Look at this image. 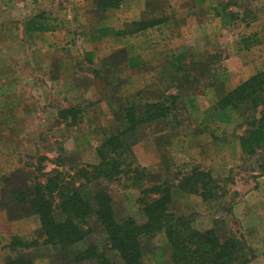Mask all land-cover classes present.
I'll use <instances>...</instances> for the list:
<instances>
[{"label": "rangeland", "instance_id": "obj_1", "mask_svg": "<svg viewBox=\"0 0 264 264\" xmlns=\"http://www.w3.org/2000/svg\"><path fill=\"white\" fill-rule=\"evenodd\" d=\"M85 1L0 0V264L17 255L34 264H82L45 243L38 217L17 202L20 194L14 190L22 188L30 198L35 184L57 172L70 180L77 169L98 164L101 144L127 127L125 110L132 107L145 119L152 103H164L168 113L122 136L127 152L120 180L101 178L87 189L107 192L118 218L142 223L145 190L172 185L193 168L209 172L217 186L213 198L204 202L199 194L175 189L174 212L221 239L234 233L248 246V264H264V147L256 155L236 154L231 144L245 130L242 119L238 113L230 120L215 117L226 94L207 91L226 78L225 63L237 70L242 64L244 77L264 74V20L255 22L259 3L144 0L146 10L137 12L138 0H104L129 3L133 15L125 23L112 15L106 19L103 1L95 3L99 10L93 16L95 6ZM186 5L189 16L203 11L212 20L210 39L204 41L201 32L178 42L138 34L162 17L173 18L172 7ZM91 21H97L101 36L92 37ZM49 24L71 28V43L63 47V33L57 31L49 48ZM63 54L75 58L63 63ZM90 230L86 243L106 249L94 220ZM17 238L28 247L11 248ZM142 245L144 264H173L162 233Z\"/></svg>", "mask_w": 264, "mask_h": 264}, {"label": "trees", "instance_id": "obj_2", "mask_svg": "<svg viewBox=\"0 0 264 264\" xmlns=\"http://www.w3.org/2000/svg\"><path fill=\"white\" fill-rule=\"evenodd\" d=\"M102 1L106 3L103 9L118 6L104 0H97V4L101 5ZM147 106L145 119L136 116L135 109L128 107L123 117L127 127L101 144L98 149L100 162L74 171V179L83 178V183L77 184L72 177L67 180L65 173L62 180L57 172L45 184H35L30 198L24 189H15L20 194L19 201L14 195L17 202L26 204L38 217L45 243L70 253L77 263L144 264L143 239L162 233L173 264H248L252 258L243 239L234 233L221 239L213 229H196L190 217L177 215L172 208L175 189L184 194H199L204 202L212 199L217 186L209 172L193 168L172 185L158 183L145 190L147 197L140 200L144 217L142 223L130 216L118 218L107 192L87 189L88 185L101 178L119 181L123 164L121 157L127 152L122 136L135 130L140 123L164 118L168 113L164 103ZM148 110H151V114ZM234 113H238L242 119L240 126H245L243 134L238 137L242 153L256 155L257 150L264 147V74H254L223 96L216 104L213 115L230 120ZM134 172L138 173V170ZM92 220L104 232L107 242L104 250L86 243L92 233ZM20 244L17 238L10 246L28 247ZM262 255L264 259V251ZM6 264L34 263L23 255H17L9 258Z\"/></svg>", "mask_w": 264, "mask_h": 264}, {"label": "crops", "instance_id": "obj_3", "mask_svg": "<svg viewBox=\"0 0 264 264\" xmlns=\"http://www.w3.org/2000/svg\"><path fill=\"white\" fill-rule=\"evenodd\" d=\"M82 2H84V0H82ZM138 2L141 3V5L139 6L140 10H138L137 12L146 10L147 6L145 5L146 8L144 6V4H146L145 1L144 0H138ZM255 2L259 3L258 8H257L259 15L258 16L256 15V18H255L256 21L255 22H257V21L260 22L261 20H264V0H255ZM88 3L91 4V8H92V6H95V8L94 9L92 8L91 11H92L93 16L97 17L96 12H97L98 8L95 4V3H97V1L86 0L84 5H87ZM127 5H129V3L119 5L116 8H110L109 7V8H106L104 10H101V11H103L105 13L106 19H109L110 17L113 16L117 19L125 20V23H130L132 15H133V10L131 8L128 9ZM171 9H173L174 13H176L175 15H173V18L171 17L170 19H168L167 17H162V18L160 17L161 19L159 20V22L155 23L151 28L149 27L148 29L141 30L140 33H138V34L145 35V37H148V40L157 39V41H158V40H161L162 38L163 39L169 38V39H172L170 41L178 42V41H183L185 39V37H190L191 35H195V33L201 32L202 36H203L202 38L204 41H206L207 39H210L209 34H210V28L212 26V20H210L209 18H206V16H208V15H206L205 12L199 11L197 13H192L189 16L187 14V11L189 9V7L187 5L186 6L172 7ZM191 9H192V7H191ZM88 10H89V8H88ZM154 11L158 12L161 10H160V8H154ZM260 13L262 15H260ZM136 18H135V21L137 20ZM76 19H77V17H76ZM93 22L95 24H93ZM120 22H122V21H120ZM89 27H90V30H92L91 31L93 34L92 37L95 35H100V31H99L100 28L98 26L97 21H91V23L88 25V28ZM46 30H49V32H48L49 42H51V40H50V38H52L51 34H54V33L56 34L57 31L62 32L63 33L62 34L63 35V47L65 46V44L71 43V40H72L71 38L74 36V31H72L71 28L64 27V25H63V30H58L56 28V26L54 27L51 24H49V26L46 25ZM205 31H206V34L207 33H209V34L203 35V33ZM158 38H160V39H158ZM98 39L101 40L100 37ZM52 44H53L52 42L48 43V47L50 48V46ZM74 58L75 57H73L72 55H69L67 57L66 55L63 54V63L68 62L70 64L74 60ZM241 65L242 64H240L239 70H237L235 67L228 66L227 63H225V66L227 67V68H225V70H226V72H225L226 76L225 77L226 78L221 79V81H219L217 84L214 82L211 83L208 86L207 91H213L214 90L216 93H219V94L221 93V95L227 94L230 91L234 90L236 87H238L245 80H247V78H249L250 76H252L256 73V72H253L249 76L247 75L244 77V75L241 71L242 70ZM69 69H71V72H73V68L71 67V65H70ZM168 71L173 72V69H168ZM214 102H216V100ZM237 141L238 142H236V139H235V142H233L231 144L233 146V148H235L236 154L239 151H241L238 138H237ZM226 148L227 147H225V150H226Z\"/></svg>", "mask_w": 264, "mask_h": 264}]
</instances>
